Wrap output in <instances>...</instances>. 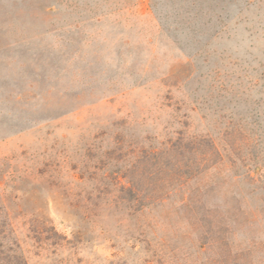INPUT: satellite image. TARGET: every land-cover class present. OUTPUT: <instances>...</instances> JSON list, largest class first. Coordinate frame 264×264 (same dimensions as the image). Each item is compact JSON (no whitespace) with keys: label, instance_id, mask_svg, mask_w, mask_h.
Segmentation results:
<instances>
[{"label":"rangeland","instance_id":"374dc122","mask_svg":"<svg viewBox=\"0 0 264 264\" xmlns=\"http://www.w3.org/2000/svg\"><path fill=\"white\" fill-rule=\"evenodd\" d=\"M209 1L0 0V221L28 264H205L182 134L219 141L224 199L264 211V0Z\"/></svg>","mask_w":264,"mask_h":264},{"label":"trees","instance_id":"16d2710c","mask_svg":"<svg viewBox=\"0 0 264 264\" xmlns=\"http://www.w3.org/2000/svg\"><path fill=\"white\" fill-rule=\"evenodd\" d=\"M231 6L234 10L239 5L236 0L209 1L210 9L218 14L231 13ZM180 140L183 146L189 147V157L178 165L180 179H186L180 186L182 197L178 209L193 221L190 232L197 233V249L205 255V264H254V253H264V244L252 242L250 247L242 249L236 247L233 239L239 231L236 224L240 219L264 222V211L250 209L240 195L233 194L229 200L224 199L227 195L225 184L229 179L226 174L235 163L219 141L212 136L195 133L182 134ZM237 178L233 175L230 180L235 183ZM46 228L61 242L65 240L52 226ZM164 242L161 240L158 246ZM161 254L158 253V264H171L170 258ZM0 264H28L14 226L6 219L0 221ZM259 264H264V258Z\"/></svg>","mask_w":264,"mask_h":264}]
</instances>
